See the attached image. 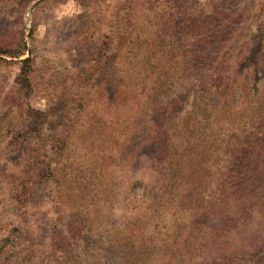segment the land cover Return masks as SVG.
Wrapping results in <instances>:
<instances>
[{
	"label": "trees",
	"instance_id": "1",
	"mask_svg": "<svg viewBox=\"0 0 264 264\" xmlns=\"http://www.w3.org/2000/svg\"><path fill=\"white\" fill-rule=\"evenodd\" d=\"M134 1L127 0V4L118 5L119 11L123 12L120 26L98 38L97 46L105 68L115 55L122 58L117 63L114 78L108 81L91 77L89 67L86 76L84 71H80L82 78L78 73L73 76L72 86L76 91L84 82L88 89L97 88L103 92L114 86L119 89L116 127L105 120L103 123L109 127L107 132L91 125L86 116L89 112L84 95L75 96L73 107L67 113L75 126L62 129L57 135L47 132L34 141H27L24 147L26 160L20 170L11 171L6 180L8 192L16 203L14 209L21 215L27 212V204L41 185L53 182V198L64 208L69 207L67 217L59 216L58 220L65 221L72 236L82 238L83 254L87 248L100 252L90 254L92 259L79 257L75 252L70 255L62 245L65 250L60 256L61 264H171L165 259L176 249H167L162 242L168 237L175 245V240L164 232L159 237L160 232L150 227L160 211L157 203L172 200L174 191L184 185L176 195L179 213L187 212L190 219L205 226L211 209L215 208L224 215L223 225L227 227L237 220L243 201L264 180V147L260 146V136H257L264 125V43L244 49L231 61L229 50L223 49L222 42H217L222 32L204 28L210 25V20L216 19V15H203L200 8L189 6L188 0H179L177 4L168 2L165 11L169 12L153 20L151 25L155 22L154 26L146 29L139 20L131 18ZM133 23L136 28L131 36L123 27ZM184 24L190 27L186 31L182 30ZM108 48L112 50L108 51ZM24 52L22 39L15 46L0 48V54L12 58L22 56ZM29 60L27 56L16 62L28 71ZM198 71L202 74L190 82L194 86L177 90L176 85L184 79L190 81ZM188 96L191 97L189 107L178 115L179 107H183ZM109 99L105 101L109 103ZM58 101L61 105L69 102L62 97ZM129 101L132 106H128ZM84 124L90 128L88 134L93 138L83 140L82 134L76 141V133ZM25 139L29 140L26 136ZM242 149H247V159L253 163L250 173L245 172L243 164L227 173V183L231 182L239 195L236 200L241 198L242 201L237 210L229 208L224 195L226 191L219 196L210 192V198H204L198 175L200 170L212 172L207 159L212 162L217 155L223 154L233 156L232 160L237 161ZM106 151H112L113 155ZM140 155L146 159V167L142 169L151 166L160 176L158 198L150 202H145L147 184L140 167L131 180L124 178L123 164H132L131 158L138 159ZM115 195L120 198L126 216L112 229L101 228L102 218L109 220ZM151 204L154 205L152 209L149 208ZM187 227L182 239L184 248L193 243L191 238L194 237V229L190 224ZM208 227L218 231L224 228L216 227L214 223H209ZM54 234L59 233H51L50 246L55 243ZM25 235L26 232L18 227L3 234L0 264H28L35 251L28 241L22 242ZM73 246L71 249L76 250L77 241ZM38 251L36 249V253ZM258 259L264 261V241L241 256L230 253L217 262L201 259L194 264H246L247 261L258 264ZM41 264L48 263L42 261Z\"/></svg>",
	"mask_w": 264,
	"mask_h": 264
},
{
	"label": "rangeland",
	"instance_id": "2",
	"mask_svg": "<svg viewBox=\"0 0 264 264\" xmlns=\"http://www.w3.org/2000/svg\"><path fill=\"white\" fill-rule=\"evenodd\" d=\"M168 2L177 4L179 0L176 2L135 0L131 18L139 20L146 29H149L155 24L154 22L153 26L151 25L153 20L169 12L165 11ZM188 2L189 6L200 8L203 15H216L215 20H210L208 27H203L222 32L217 42H222L223 49L229 50L231 61L244 49L264 43V0H188ZM121 3L127 4V0H0V46H3L0 48L15 46L20 39L25 46L24 54L18 58L0 54V178L2 180L0 238L14 227L25 231L26 235L22 238V242L28 241L35 251L28 264H41L42 261L48 264H61L60 256L65 250L62 245L68 249L70 255L71 252H75L79 257L91 258L90 254L100 253L99 250L96 253L93 248L86 247L87 251L83 254L82 238L72 236L65 227V221L58 220L59 216L67 217L69 207L64 208L63 204H58L59 202L53 198L55 192L53 182L48 181L41 185L35 197L27 204V212L21 215L14 209L13 205L16 203L8 192L6 180L8 174L20 170L26 160L27 153L24 147L27 141H34L39 135H46L47 132L57 135L62 129L75 126L76 123L70 120V115L67 114L73 107L72 98L75 96L84 95L85 106L89 112L86 116H89L87 118L91 125L94 124L98 129L102 127L99 130L107 132L109 127L103 123L105 120L111 121L113 128L116 127L114 119L117 118L116 101L121 94L119 89L114 86L110 91L103 92L97 88L88 89L87 83L84 82L81 83L80 90L76 91L72 83L74 74L78 73L82 78L80 71H84L85 75L89 71L88 67L91 69L90 76L94 78H105L109 81L116 75L117 63L121 62L122 58L115 55L112 61L108 62V68H105L103 55L97 45L98 38L102 34L120 26L123 12L119 11L118 5ZM123 23L127 25L126 22ZM135 28L134 23L123 27L131 36ZM189 28L184 24L182 30L186 31ZM112 46L116 45L112 44ZM107 50L111 51L112 48ZM27 56L30 58L28 71L16 62L17 59ZM200 74L202 71H198L190 81L184 79L181 84L176 85L177 90L193 85L190 82H194V78H198ZM259 82L261 83L262 80ZM238 95L239 91L236 92L235 98ZM59 97L66 98L69 102L61 105L58 101ZM107 98H110L109 103L105 101ZM190 98L188 96L183 107H179L178 115H182L187 110ZM132 105L129 101L128 106ZM86 126L87 124H84L79 128L75 136L76 141L82 134L83 140L85 137L92 140V135L88 134L90 128ZM260 130L261 134L257 136H260V146L264 147V125ZM25 136L29 140H26ZM240 152L238 155L241 158L237 161L232 160L233 156L223 154L217 155L212 162H208L209 158L207 159L212 172L207 169L200 170L201 173L198 175L202 182L199 189L203 190L204 198H210V192L219 196L223 194L222 191H226L224 195L227 196L229 208L237 210L242 201L241 198L236 200L239 195L235 187H231V182L227 183L229 179L227 173H231L233 167L242 164L245 165V172L250 173L249 169L253 165L247 159L249 157L247 149H242ZM105 153L113 155L112 151ZM143 157V155L138 159L132 157V164H123L124 178L131 180L133 174L137 170L139 172L140 167L142 178L147 184L145 202H150L153 198H158L160 176L151 166L143 170L146 167V159L143 160ZM242 159L247 163L244 164ZM184 187L183 185L174 191L172 200L157 203L160 211L150 223L152 229L160 232L159 237L164 232L165 235L171 234L175 240L174 245L171 244V238L163 236L162 246L176 249L174 254L170 252L171 257L165 259L166 261H170L171 264H194L201 259L217 262L230 253H236L238 256L247 254L264 241V180L259 183L258 189L243 201L242 208L238 210L237 220L227 227H224L225 218L222 217L224 215L215 208L211 209L212 214L208 215L209 221L204 222L205 226L190 219L187 212L179 213L176 195L178 190ZM115 196L109 220L102 218L101 228L112 229L113 226L121 223L123 216H126L120 198ZM149 208H154V205L151 204ZM102 215L101 212L100 216ZM209 223L224 228L220 231L209 229ZM187 224L194 229V237L191 238L193 243L188 248H184L182 239L188 229ZM54 231L59 234H54L56 244L50 246L51 233ZM13 232L16 235V231ZM17 236L19 237L18 232ZM66 237L68 238L65 244H62ZM74 241H77L76 250L71 249L74 247ZM36 249L39 250L37 253ZM41 258L43 260H40ZM257 261L258 264H264L262 259ZM158 262L160 263V260ZM245 263L249 264V261ZM83 264L87 263L83 262Z\"/></svg>",
	"mask_w": 264,
	"mask_h": 264
}]
</instances>
